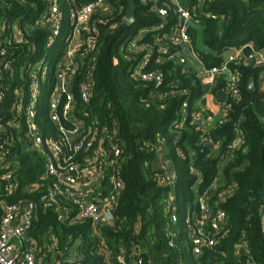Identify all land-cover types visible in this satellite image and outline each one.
I'll return each instance as SVG.
<instances>
[{
  "label": "built area",
  "instance_id": "1",
  "mask_svg": "<svg viewBox=\"0 0 264 264\" xmlns=\"http://www.w3.org/2000/svg\"><path fill=\"white\" fill-rule=\"evenodd\" d=\"M43 2L44 9L34 17V22L26 21L28 11L0 17V264H86L82 263L85 255L81 251L76 257L72 255V247L78 249V242L71 246L70 239L61 247L51 230L44 234L42 243L31 236L38 205L52 210L67 226L87 222L90 229L99 234L103 226L116 225L117 209L125 187L121 175L124 155L118 123L114 120L101 123L97 117L87 121L89 115L85 109L93 96L98 25L108 21L121 8L119 0H72L66 15L62 0ZM108 2L112 3L114 10L104 14L100 10ZM142 2L159 17L160 22L141 29L123 48L127 57L133 55L137 58L133 76L161 85V73L147 70L158 51L161 53L158 62L172 60L182 65L186 74L196 70L204 86V93L197 100L191 103L189 96L183 100L172 129L178 134V128L184 127L185 123L194 124L199 134L198 142L209 147L211 155L219 158L213 183L204 190L196 187L195 208L187 218V241H182L190 246L195 256H200L205 248L215 246L229 232V215L221 204L233 194L236 185L227 179L224 170L236 161L239 151H248L242 117L234 124L233 140L226 145V137H215L213 131L232 120L233 102L241 95L240 68L252 65L264 69V49H257L252 43L234 46L226 51L220 65L207 67L189 33L190 27L202 24V3L186 7L179 0ZM17 4L38 8L37 2L30 3V0H0V11L15 10ZM172 11L177 20L170 23ZM212 18L218 16L212 14ZM34 28L47 32L46 50L50 51L40 57H36L39 44L30 39ZM149 33L154 40L142 41ZM190 60H195V64ZM77 73L81 76L78 83L80 102L84 104L81 109L74 92ZM52 78L53 86L45 91ZM260 78L264 83V71ZM221 82L224 84L222 89L216 91ZM176 92L189 93L188 90H170L160 92L159 97ZM45 93L48 118L56 126L58 136L45 133L39 124V108ZM223 94L226 95L224 100ZM62 118L73 126L63 125ZM18 146L41 155L44 162L41 178L45 182L20 186V163L14 152ZM146 147L155 152V178L162 185H171L176 172L168 158L170 152L164 138L159 135L155 145L146 143ZM177 154L185 158L181 150ZM193 170L200 175L198 169ZM201 182L202 177H198V183ZM21 191L39 193L38 201L32 197L7 201ZM174 200L175 193L171 188L164 200L170 247L179 244V231L171 227L179 222ZM140 229L139 221L135 232L139 233ZM97 251L104 264H160L153 260L146 262L144 249L136 243L129 251L121 250L115 256L103 243ZM236 251L243 256L244 264H258L250 253L247 240L243 239ZM53 252L57 256L68 255L66 261L56 263Z\"/></svg>",
  "mask_w": 264,
  "mask_h": 264
},
{
  "label": "trees",
  "instance_id": "2",
  "mask_svg": "<svg viewBox=\"0 0 264 264\" xmlns=\"http://www.w3.org/2000/svg\"><path fill=\"white\" fill-rule=\"evenodd\" d=\"M62 0L65 15L69 2ZM79 1V0H78ZM130 0H119L118 9L108 21L99 23L98 51L94 67V86L91 103L85 106L89 116L87 121L97 117L101 123H118L120 140L123 147L124 160L121 165V175L125 183L117 209L115 226H103L99 234L90 229L87 222L67 226L61 223L57 215L50 209L38 205L37 218L31 236L39 243L49 230L53 231L64 247L71 239L70 245L78 242V249L85 255L82 263L104 264L102 257L97 255L101 243L110 249L111 255H117L121 250L129 251L136 243L144 249L146 262L153 260L160 264H244L243 256L236 251L237 245L243 239L247 240L252 257L258 264H264V83L260 74L264 69L252 65H244L241 70V95L233 102L230 116L231 122L214 129L215 137H226L224 144L234 138V124L242 119L248 145L247 153L239 151L236 161L226 167L227 179L234 182L236 189L221 207L229 215V232L219 242L205 248L202 255L195 256L190 246L182 242L186 239L187 218L195 208L196 187L204 190L209 187L218 171L219 158L211 155L209 147L198 142L199 134L194 124L185 123L178 128V134L172 131L178 118V111L183 100L189 96L194 102L204 93L197 71L184 72V67L174 61L158 62L160 52L154 53L147 70L161 73L162 84L146 82L133 76V67L137 58L126 56L123 48L141 29L151 28L160 22L159 17L149 11L148 5L142 0L136 3V21L126 20V12ZM37 2L38 8L19 6L15 10L0 11L3 15L15 16L29 13L26 21L34 22L44 9L43 0ZM201 6V25L190 27L195 49L207 67L218 66L226 51L234 46L252 43L257 49H264V0H190V6ZM30 5V4H29ZM117 5V4H116ZM32 11V12H31ZM212 14L218 16L212 18ZM33 17V19H30ZM177 20L172 11L170 23ZM47 32L34 28L30 39L39 44L36 57L46 50ZM154 37L147 34L142 41L152 42ZM56 56H59L56 55ZM53 77V72H52ZM80 74L75 76V95L80 102L78 83ZM251 78L256 81L255 88H248ZM54 79L45 86V91L53 86ZM223 82L217 86L223 87ZM170 90H188L189 93L176 92L173 95L159 97L160 92ZM39 108V124L45 133L59 132L49 120L47 107L48 97L43 94ZM62 123L68 128L73 125L62 118ZM162 136L169 149L168 158L171 160L176 177L171 185H162L155 178V152L146 147V143L155 145L158 136ZM181 150L185 158L179 157ZM14 152L19 160L20 186L45 182L41 175L44 162L38 153L24 146H18ZM194 154H193V153ZM193 169H198L200 175ZM198 177L202 182L198 183ZM173 188L174 203L177 206L179 222L175 230L179 231L178 246H168L167 229L169 226L167 214L164 211V200L168 191ZM32 197L38 201L39 193L21 191L17 196L7 198L8 202L19 198ZM141 222L139 233L135 232L138 222Z\"/></svg>",
  "mask_w": 264,
  "mask_h": 264
},
{
  "label": "water",
  "instance_id": "3",
  "mask_svg": "<svg viewBox=\"0 0 264 264\" xmlns=\"http://www.w3.org/2000/svg\"><path fill=\"white\" fill-rule=\"evenodd\" d=\"M135 11H136V3L134 0H130L129 1V5L127 8V12H126V19L130 22L133 23L136 21V16H135ZM189 50H187L188 52ZM256 86V81L254 78H251L249 83H248V88H255ZM226 98V95L223 94V100ZM76 248V246H74V248H72L71 252H74V249Z\"/></svg>",
  "mask_w": 264,
  "mask_h": 264
},
{
  "label": "crops",
  "instance_id": "4",
  "mask_svg": "<svg viewBox=\"0 0 264 264\" xmlns=\"http://www.w3.org/2000/svg\"><path fill=\"white\" fill-rule=\"evenodd\" d=\"M114 10V6L112 5V3H106L104 6H103V8L100 10V11H102L104 14L106 13V14H109V13H111L112 11ZM127 20V19H126ZM128 21V20H127ZM192 63H193V65L195 64V60H190ZM191 63V64H192ZM73 248V247H72ZM54 253V252H53ZM74 254H72L73 255V257H76V256H78L79 255V253H81L80 252V250H78L77 248H76V250L74 249V252H73ZM55 254V257L57 258V259H55L56 261V263H61V262H65L66 261V258H67V256L68 255H62V254H60V255H58L57 256V254L56 253H54ZM63 254H66V253H63ZM70 254V256H72Z\"/></svg>",
  "mask_w": 264,
  "mask_h": 264
},
{
  "label": "rangeland",
  "instance_id": "5",
  "mask_svg": "<svg viewBox=\"0 0 264 264\" xmlns=\"http://www.w3.org/2000/svg\"><path fill=\"white\" fill-rule=\"evenodd\" d=\"M179 2L181 3V5H183V6H189V4H190V0H179Z\"/></svg>",
  "mask_w": 264,
  "mask_h": 264
}]
</instances>
